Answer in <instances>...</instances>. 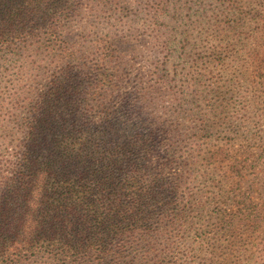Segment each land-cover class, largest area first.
<instances>
[{
  "label": "rangeland",
  "instance_id": "rangeland-1",
  "mask_svg": "<svg viewBox=\"0 0 264 264\" xmlns=\"http://www.w3.org/2000/svg\"><path fill=\"white\" fill-rule=\"evenodd\" d=\"M73 1L57 32L73 53L81 111L100 120L96 100L114 73V108L128 97V110L161 130L146 165L162 171L175 202L152 225L149 252L131 256L143 264H264V0ZM37 40L12 55L0 51V176L18 151V102L34 101L65 66ZM106 42L116 49L111 61L95 50ZM243 210L253 220L236 226L229 247L222 216L243 220Z\"/></svg>",
  "mask_w": 264,
  "mask_h": 264
},
{
  "label": "trees",
  "instance_id": "trees-1",
  "mask_svg": "<svg viewBox=\"0 0 264 264\" xmlns=\"http://www.w3.org/2000/svg\"><path fill=\"white\" fill-rule=\"evenodd\" d=\"M75 5L0 0V51L34 48L42 37L54 59L65 61L34 101L18 102L24 107L18 151L10 174L0 176V264H143L131 251L149 252L152 225L175 202L162 171L146 165L161 130L140 110L130 112L128 97L114 108V73L105 76L96 100L100 120L81 111L77 99L84 91L69 65L73 53L57 32ZM95 50L104 60L115 57L110 42ZM242 213L243 220L222 216L229 247L238 240L236 226L253 220L252 210Z\"/></svg>",
  "mask_w": 264,
  "mask_h": 264
}]
</instances>
